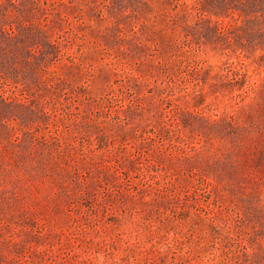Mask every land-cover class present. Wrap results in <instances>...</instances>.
<instances>
[{
  "label": "rangeland",
  "instance_id": "1",
  "mask_svg": "<svg viewBox=\"0 0 264 264\" xmlns=\"http://www.w3.org/2000/svg\"><path fill=\"white\" fill-rule=\"evenodd\" d=\"M0 264H264V0H0Z\"/></svg>",
  "mask_w": 264,
  "mask_h": 264
}]
</instances>
